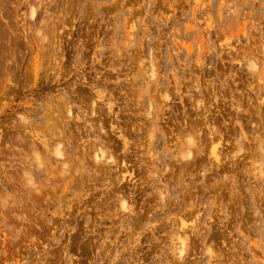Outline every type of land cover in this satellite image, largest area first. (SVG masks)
I'll use <instances>...</instances> for the list:
<instances>
[{
	"label": "rangeland",
	"instance_id": "1",
	"mask_svg": "<svg viewBox=\"0 0 264 264\" xmlns=\"http://www.w3.org/2000/svg\"><path fill=\"white\" fill-rule=\"evenodd\" d=\"M0 264H264V0H0Z\"/></svg>",
	"mask_w": 264,
	"mask_h": 264
}]
</instances>
